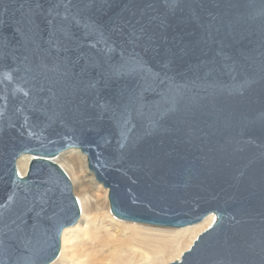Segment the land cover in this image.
Instances as JSON below:
<instances>
[{
    "label": "water",
    "instance_id": "obj_1",
    "mask_svg": "<svg viewBox=\"0 0 264 264\" xmlns=\"http://www.w3.org/2000/svg\"><path fill=\"white\" fill-rule=\"evenodd\" d=\"M70 148L120 219L215 215L169 264H264V0H0V264L58 256Z\"/></svg>",
    "mask_w": 264,
    "mask_h": 264
},
{
    "label": "bare ground",
    "instance_id": "obj_2",
    "mask_svg": "<svg viewBox=\"0 0 264 264\" xmlns=\"http://www.w3.org/2000/svg\"><path fill=\"white\" fill-rule=\"evenodd\" d=\"M31 154H22L17 169L24 176ZM53 160L68 174L80 205L75 224L65 227L58 256L47 264H169L180 260L200 233L214 222L213 213L183 227L143 224L116 217L108 199V188L98 182L88 167L87 155L70 148ZM103 188L104 202L96 194Z\"/></svg>",
    "mask_w": 264,
    "mask_h": 264
},
{
    "label": "rangeland",
    "instance_id": "obj_3",
    "mask_svg": "<svg viewBox=\"0 0 264 264\" xmlns=\"http://www.w3.org/2000/svg\"><path fill=\"white\" fill-rule=\"evenodd\" d=\"M96 194H97V197L98 199L101 201V202H104V195H105V192H104V189L103 188H98L96 189Z\"/></svg>",
    "mask_w": 264,
    "mask_h": 264
}]
</instances>
